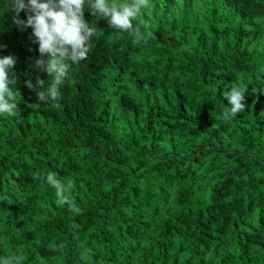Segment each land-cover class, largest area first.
<instances>
[{"label":"trees","instance_id":"1","mask_svg":"<svg viewBox=\"0 0 264 264\" xmlns=\"http://www.w3.org/2000/svg\"><path fill=\"white\" fill-rule=\"evenodd\" d=\"M13 16L0 0L20 109L0 113V259L264 264V0H149L132 21L139 45L85 3L97 32L56 102L25 86L51 77ZM232 85L247 89L245 109L225 119ZM48 172L73 181L79 214Z\"/></svg>","mask_w":264,"mask_h":264},{"label":"clouds","instance_id":"2","mask_svg":"<svg viewBox=\"0 0 264 264\" xmlns=\"http://www.w3.org/2000/svg\"><path fill=\"white\" fill-rule=\"evenodd\" d=\"M85 3L93 15L106 19L111 28L131 33L134 44L147 43L141 28L134 27L132 21L149 5V0H132L131 3H116L110 0H11L13 22L21 29L31 28L34 37L32 42L38 45L40 58L35 60V67L51 77V83L47 87L46 81L41 80L39 76L36 77L35 83L32 79L25 81L28 89H40L36 91L40 101H59V89L68 78L71 66L88 58L91 39L97 28L84 19ZM21 11L25 12L24 20L19 18ZM14 65V57H0V113L19 117L17 90L13 87L17 84V77L11 71ZM246 90L232 85L223 93L229 104L223 118H235L238 113L244 111ZM46 182L55 189L58 204L67 205L75 214L80 213L81 210L66 194L73 184L71 179L65 182L58 179L55 172H48ZM63 247V244L59 246L61 249ZM23 260V254L17 253L0 259V264H23Z\"/></svg>","mask_w":264,"mask_h":264}]
</instances>
